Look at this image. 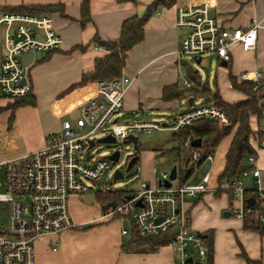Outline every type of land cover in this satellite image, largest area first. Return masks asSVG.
<instances>
[{"label": "crops", "instance_id": "1", "mask_svg": "<svg viewBox=\"0 0 264 264\" xmlns=\"http://www.w3.org/2000/svg\"><path fill=\"white\" fill-rule=\"evenodd\" d=\"M152 1L88 0L90 20L82 26L79 22L82 0H0L2 10L31 4H53L62 7L61 10L50 13L52 26L62 38L61 47L54 51L43 52L41 58L38 61L35 59L36 62L28 67L32 85L31 95L34 96L36 103L22 108L18 106L12 114L13 118L7 130L6 124L11 118V111L8 106L0 107V113L5 110L0 117V161L46 145L50 137L60 131L63 120L68 119H61L63 113L69 114L72 117L70 120L78 116L82 103L96 94V80L77 88L70 90L68 88L77 83L83 74L92 72L96 57L108 53L92 41L93 35L96 34L104 41L117 40L123 19L137 14L142 15ZM199 3H207L213 13L212 16L223 26L245 29L253 18L261 22L257 30L256 49L245 51L239 44H233L230 47L231 59L227 65L221 64L216 56L209 55L220 69L221 83H227L239 96L231 100L225 98L217 86L216 78H214L215 92L217 91L227 103L246 98L245 94L233 87L230 78L233 76L237 82H240L238 74L241 71L264 66V0H174L170 5L159 2L144 24L143 38L126 54L122 76L127 77L129 81L123 95V107L115 116L118 123L140 121L156 123V120H159L165 125L163 129H156L162 131L173 129L165 122L166 117L172 118L173 121L179 113L193 106V102L198 97L189 91L191 85L184 84L188 79L182 63L188 64V60L176 53L185 31L176 26L175 17L178 6ZM78 45L84 48L79 49L76 47ZM48 59H53L54 65L44 76L42 66L46 60L49 61ZM201 62L202 58L195 63ZM197 73L203 82L201 74L198 71ZM55 78L57 86L53 88L50 83ZM180 78L183 80L181 85ZM170 85L179 90L183 89L182 95L164 98L163 88ZM55 94H62L59 96L61 99L51 100L49 106H45L48 99ZM191 96L193 98L190 104L188 100ZM199 99L202 100L201 102L211 103L204 98ZM7 101L12 100H1L0 106ZM43 102L44 107L50 109L49 115L52 116L48 120L46 112L38 108ZM183 102L187 104L185 108L182 106ZM126 115H131L128 119H132L128 120ZM256 122V115H250L251 132L248 140L254 149L252 154L254 161L248 168V174L241 177L248 190V197L256 192L257 178L264 188V147H258L255 139L250 138V134L257 126ZM234 130L235 127L229 135L219 140L213 150L214 160L211 163L205 160L201 164L194 165L187 156L182 159L183 151L189 153V148L185 145L179 154H172L175 160L178 158L177 163H174L177 166V177L173 183L199 181L203 174L197 176L194 172L195 168L208 163L207 170L211 172L209 187L215 188L219 173L226 161L225 153L232 141ZM3 140L6 142L2 143ZM171 142L172 145L169 147L158 145L155 151L150 152V159L144 161L139 158L137 171L145 166L151 168L154 173L156 160L166 157L161 151L172 149L177 144L174 136ZM186 158L190 161L188 168ZM244 164H247V160ZM253 168L259 170L258 177L253 175ZM180 169L186 171L191 169L183 180L178 172ZM151 176V174H143L141 179L150 187H156L158 178L151 184ZM82 195L72 194L69 197V213L75 224L73 228L36 238L33 243L35 264H180L179 254L170 245L169 233L161 234L167 238V241L156 247L141 241L134 242L129 220L110 217L106 208L97 205L95 200L86 203L82 200ZM230 195L229 191L209 189L204 193L185 198L183 203L190 218L191 229L204 239L207 234L212 235L211 264H249L247 259L264 264V235L243 227L244 219L235 216L237 203ZM261 202L263 205L264 198ZM123 229L127 232L122 233Z\"/></svg>", "mask_w": 264, "mask_h": 264}, {"label": "built area", "instance_id": "2", "mask_svg": "<svg viewBox=\"0 0 264 264\" xmlns=\"http://www.w3.org/2000/svg\"><path fill=\"white\" fill-rule=\"evenodd\" d=\"M175 19L176 26L185 31L176 53L194 62L204 54H212L219 61L228 63L231 59L230 47L236 43L245 51L256 49L257 30L261 24L256 18L245 29L223 26L210 15L207 3H199L178 6ZM51 20L47 12H8L0 9V26L3 29L0 101L14 100L32 92L28 67L35 54L28 65L22 62L24 54L30 50L47 52L61 47L62 38ZM238 78L239 81L250 80L253 89H262L264 66L241 71ZM128 81L122 75L97 80L96 94L82 103L77 117L63 120L60 131L53 134L46 145L0 161V203L6 206L9 214L8 229H0V264H35L33 243L36 238L75 226L68 207L70 195L95 194L98 189H91L87 182L100 180L110 166V160L106 157L92 160L85 156L84 152L92 148L89 141L95 140L94 134L105 132V135L111 134L116 140H124L135 131L150 132L164 128L161 122L121 124L116 121L115 116L123 107ZM184 84L190 86L191 83L185 80ZM260 108V113L256 115L257 126L250 138L255 139L258 147H264V100ZM202 118L218 121L222 125L230 122L224 110L212 103L202 102L179 113L170 127L178 131ZM191 140L192 137L188 136L184 144L189 148V160L194 165L205 160L213 162L212 153L202 155L191 145ZM253 161L254 155H249L247 164L251 165ZM248 172L246 169L237 177L223 178L217 181L215 188H211L209 170L204 171L197 182L174 184L171 181L169 187L163 185L169 173L162 171L158 178L160 184L150 187L142 181L138 191L130 192L119 201L115 200L116 206L107 209V213L110 217L129 220L141 237L169 233L170 245L179 254L180 264H205L208 244L191 229L183 201L209 189L231 191L237 203L235 216L245 219L254 211L257 200L264 198V188L257 178L255 205H247L248 190L241 177ZM252 173L258 177L259 170L253 168ZM260 222L264 226V215H260ZM126 232V229L122 230V233ZM189 258L190 262L187 261Z\"/></svg>", "mask_w": 264, "mask_h": 264}, {"label": "trees", "instance_id": "3", "mask_svg": "<svg viewBox=\"0 0 264 264\" xmlns=\"http://www.w3.org/2000/svg\"><path fill=\"white\" fill-rule=\"evenodd\" d=\"M121 1V0H119ZM132 1L135 0H126ZM174 0H153L151 5H149L142 15H133L124 18L120 27L119 38L117 40H107L104 41L96 34L93 35L92 41L96 43L97 46L104 48L108 53L102 57H96L94 59V69L90 73H85L82 75L81 79L71 85L68 90L77 88L78 86L92 82L93 80H104L110 77H119L122 75L123 65L125 63V57L130 48L138 43L143 38V27L147 18L152 14L154 7L157 3H162L165 5H170ZM81 16L79 22L84 26L89 20V6L88 0H82L81 4ZM5 11L14 12L20 11L24 13H51L56 10H61L62 7L53 4H31L29 6H14L12 8H3ZM79 49L84 47L81 45L76 46ZM54 51V50H53ZM49 52V51H48ZM186 69V78L190 80L191 86L189 91L198 98H204L214 106H218L225 111L230 122L226 125L220 124L218 121L209 120L207 118H202L195 120L186 126L179 128L178 131L174 133V139L177 142L175 147L172 149H165L161 151L162 155L172 156V154L177 155L180 153L182 147L185 144V140L188 136L192 139L200 138L201 145L196 147L202 155L206 153H213V150L219 143V140L226 135H229L233 128L231 143L228 150L225 153L226 161L224 167L218 176V181L223 178H234L239 176L237 169L241 164H244L249 157V155L254 154V149L252 148L248 136L251 132V124H249L250 115H258L260 113V105L264 100V86L262 89H253L252 82L250 80L237 82L236 79L231 76L232 85L235 89L239 90L241 93L245 94L246 98L238 100L236 102L227 103L225 102L218 92H211L208 84L203 83L198 75L197 71L194 70L186 62L182 63ZM185 89V87H184ZM183 93V89H178L175 86H165L163 88L162 96L164 98L170 97H180ZM13 103L7 105L10 108V120H12L14 110L21 105H34L36 100L31 93L24 97L16 98L12 100ZM136 154L138 152L136 151ZM139 161V160H138ZM191 169L179 170L181 180L185 179L190 173ZM181 183V182H180ZM131 192V191H130ZM129 191L124 190H111V191H101L96 190L95 201L99 204H105L112 201L121 200L127 197ZM231 198H233V194ZM254 197L255 193L252 194ZM115 196V197H114ZM110 208V207H109ZM109 208H106L109 209ZM260 215H264V206L262 202L257 200L254 211L246 216L244 219L243 227L249 230H255L264 235V226L260 222ZM130 232L132 236V241H141L146 244L156 247L159 244L167 241V238L161 234L157 236H144L141 237L137 234L132 223L130 226ZM208 244V254L205 264H211L212 259V235L207 234L205 238ZM249 264H259L257 261H251L247 259Z\"/></svg>", "mask_w": 264, "mask_h": 264}, {"label": "rangeland", "instance_id": "4", "mask_svg": "<svg viewBox=\"0 0 264 264\" xmlns=\"http://www.w3.org/2000/svg\"><path fill=\"white\" fill-rule=\"evenodd\" d=\"M2 31L3 29L0 26V53L2 52V48H3ZM34 54H35V58L33 62L31 63V65L34 64L36 60L38 61L41 58V56L43 55V52L35 51ZM209 55L210 54H204L202 56V62L200 64H196L194 60L190 59L189 57H186V56L184 57L187 58L188 64L192 65V67L196 69L199 72V74H201L203 83L208 84V87L211 92H214L216 90V80L214 79L216 78L218 81L217 86L220 92L225 96V98H227L228 100H231L232 98L233 99L238 98L239 94L231 90L227 83H221L220 69L217 67L218 65L216 61L213 60V57ZM31 65L29 66V68L31 67ZM53 65H54L53 59L49 61L46 60V63L42 66L44 76H46L48 71L52 69ZM56 83H57V79L55 78V79H52L50 84L53 86V88H55L57 86ZM63 93L64 92L62 91V94ZM62 94H57V95L55 94L52 98H49L48 102L47 103L45 102L46 103L45 106H49V101L51 100H60L61 98L59 96H62ZM201 101L202 100H200L199 98H196L195 101L193 102V106L200 105L202 103ZM11 103H13V101L3 102V104H1L0 107L4 108L5 106ZM186 105L187 104H185L184 102L182 103V106L184 108L186 107ZM22 107H28V106L27 105L20 106V108ZM38 108L46 112V114L48 115V117L46 118L47 120L52 117L51 115H49L50 109L48 110V108L44 107V102L40 103V106L38 105ZM4 111L5 110L1 111L0 117L4 114ZM126 116H128L126 117L128 119L130 118L129 116L131 115H126ZM63 118L72 119V117L66 113L62 114L61 119ZM131 119H128V120H131ZM171 119L172 118L166 117L165 122H167L168 125H171V122H172ZM156 122H160V121L156 120ZM9 127H10V121L7 120L6 130ZM105 134H106L105 132H99V133L94 134L93 138L97 139L98 137L103 136ZM131 134L137 136V143L139 146H138V149L136 150L133 148L134 146L133 143L127 138H125L124 140L117 139L115 143H110V144H103V143L95 142V146H93L90 149H87L84 152L85 156H89L92 160H94L96 157H105L106 155L110 154V152H112L115 149H119L120 151L119 158H118L119 160L117 162H114L112 160L109 162L110 164L109 169L103 174V177L100 180L93 182V183L86 181L91 186V189H95V190L98 189L101 191L124 190L126 192L127 191L135 192L139 190V186L142 181L141 176L143 174H149V175L151 174L152 176H151L150 181H151V184H153V182L157 180V178L160 177L162 171L169 172L172 165L174 163H177L178 158H176L175 160V157L173 156L172 157L166 156L164 159L156 160L155 165H154L155 167L154 173L151 171V168H146L145 166H142V168L138 169V171L133 176L115 179L113 175L114 170L119 169L123 174H125L126 162L128 160L127 158L132 153H136L137 151L139 158L146 161L150 159L149 158L151 155L150 152L155 151L154 149H156L158 145H162L164 147L171 146L172 145L171 139H172V136H174V130L164 129L162 131V130L156 129V130H153L152 133H148L146 131L140 130V131H135L134 133H131ZM4 142L6 141L3 140L2 143ZM186 156L188 157L189 153L186 154V152L183 151L181 153L182 159ZM188 159L186 163V165H188L187 168L190 166V161ZM208 167H209L208 163H203L202 166L195 168L194 172L197 176H200L204 173L203 171L208 169ZM7 210L8 209L6 208V206L5 205L3 206V204L0 203V229L3 231L7 230L9 227V214Z\"/></svg>", "mask_w": 264, "mask_h": 264}, {"label": "water", "instance_id": "5", "mask_svg": "<svg viewBox=\"0 0 264 264\" xmlns=\"http://www.w3.org/2000/svg\"><path fill=\"white\" fill-rule=\"evenodd\" d=\"M210 15L212 16L213 13L210 11ZM33 56H34V52L32 50H30V52L24 54L22 56V62L24 65H28L31 63L32 59H33ZM200 60L197 59V63L199 62ZM221 64L223 65H227L228 63H226L225 61H221ZM180 85L182 84V79L180 78ZM192 96L189 97V103L191 104L192 103ZM162 125H165V124H162ZM128 140H130L132 143H133V148L136 150L138 149V143H137V136L133 135V134H129L127 135L126 137ZM95 142H98V143H103V144H110V143H115L116 142V138L113 136V135H104V136H100L98 137L97 139L95 140H90L89 141V145L90 147H93L95 146ZM191 145L192 146H195V147H198L201 145V141H200V138H194L191 140ZM135 152V151H134ZM119 149H115L113 150L112 152H110V154L106 155L105 157L107 159H109L110 161H114V162H117L119 159ZM127 162H126V167H125V174H123L119 169H115L114 172H113V175H114V178L115 179H118V178H124V177H130V176H133L136 172H137V164H138V160H139V156L138 154L136 153H132L128 158H127ZM250 166V164H241L237 171L238 173L240 174L241 172H243L244 170L248 169ZM176 170H177V166L176 164H173L172 165V168L170 169V171L168 172L169 173V176H168V179H165L163 180V185H165L166 187H169L170 184H171V181H173L176 177H177V173H176ZM158 183L160 184V181H158ZM95 194L94 193H85L81 196L82 200H84L86 203H92L94 202L95 200ZM246 201H247V205L249 207L251 206H254L255 205V197L253 195H250V197L246 198ZM97 205H100L102 206L103 208H109V207H112V206H116V201L115 200H112L110 202H107L105 204H99L98 202H96ZM188 262H190V258L187 260ZM197 264H203V263H197Z\"/></svg>", "mask_w": 264, "mask_h": 264}]
</instances>
